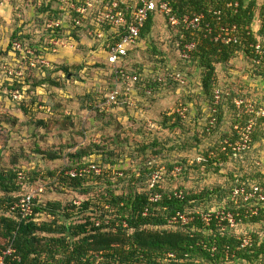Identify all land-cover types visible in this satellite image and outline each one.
<instances>
[{"label":"rangeland","instance_id":"rangeland-1","mask_svg":"<svg viewBox=\"0 0 264 264\" xmlns=\"http://www.w3.org/2000/svg\"><path fill=\"white\" fill-rule=\"evenodd\" d=\"M79 1L69 0L75 4ZM46 7L50 10H40ZM58 15L63 30L57 33L47 25ZM69 15L63 10L61 0H0V170L14 169L24 177L19 181L22 185L18 195L43 188L38 197L41 203L58 201L68 206L73 201L98 196L106 189L115 194L132 188L141 191L145 185L137 179L143 167L154 165L167 169L183 160L208 159L209 155L204 154L229 133L235 117V109L231 111L227 99L229 93L244 101H257L254 111L264 105V80L255 75L256 67L251 59L238 53L226 67L216 66L217 84L223 90V112L219 126L205 135L209 106L201 89L202 71L193 60L181 59L177 31L163 16L155 14L150 33L141 37L123 63L128 71L138 75V83L131 84L128 93L121 95L115 105L100 112L97 105L104 96L116 84L121 88L124 84L114 78L113 67L106 62L103 39L88 35V22L74 28L70 21L72 13ZM57 37L73 43L53 52L52 42ZM16 38L24 43V50L29 48L32 53L45 56L48 66L38 64L31 69L25 54H15L12 50ZM63 68L68 74H64ZM7 69L20 71L22 76H9ZM174 73L182 75V82L169 80L168 76ZM14 79L22 84L18 98L13 97L14 91L8 86ZM154 79L163 81L153 84ZM149 90L151 93L147 94ZM179 104L188 108V114L172 128L175 121L169 117ZM242 109L239 111L244 112ZM251 119L256 127L260 118L253 114ZM257 127L263 138L250 151L232 152L225 161L218 157V162L211 165L197 162L190 167L184 165L177 178L169 179L165 175L161 187L202 195L194 207L198 212L207 213L225 206L226 200H220L224 195L220 197L217 188L224 194L247 174L253 176L251 181L261 180L264 175V123L258 121ZM236 132L232 143L239 139ZM153 141L157 147L145 153L138 150ZM80 152L85 155L77 157ZM49 153L59 159L50 160ZM210 156V160L216 157L214 153ZM80 162L111 167L123 175L109 181L83 183L78 190L54 180L66 167ZM257 174L261 177H255ZM261 181L264 183V179ZM88 188L87 194L80 193ZM88 214L78 213L73 220L81 221ZM262 229L260 224L243 223L236 230Z\"/></svg>","mask_w":264,"mask_h":264},{"label":"trees","instance_id":"trees-1","mask_svg":"<svg viewBox=\"0 0 264 264\" xmlns=\"http://www.w3.org/2000/svg\"><path fill=\"white\" fill-rule=\"evenodd\" d=\"M110 1L111 0H104V4ZM160 1L167 2L171 8L172 14L177 18H183V16L192 17L194 14H204V18L200 21L197 28H185L181 23L179 25H171L167 19L166 21L172 29L177 31L176 40L178 42L177 47L180 56L184 53L188 55V59H183L182 57L181 59L184 61L193 60L202 71L201 89L205 98H207L209 106L207 127L210 117L215 121L214 126L208 131L206 130L207 127L205 128L204 133L208 135V133L221 123V113L223 112V90L219 88L217 84L218 79L215 74L216 66L221 65L226 67L231 59L235 58L238 53H244L252 62V54L249 45L256 43L257 39L264 45V0H262L260 4L258 0ZM235 1H238L237 8L226 6L228 2L233 3ZM80 3L81 2L77 3V5H80ZM40 10L44 12L50 9L46 7ZM50 12L57 16L55 10H51ZM215 12H218L220 15H214ZM154 15L153 13L149 16L140 33V39L150 33L153 27ZM54 18L55 20H59V15ZM255 19L256 21L258 20L259 25L254 33L252 32V26L253 23L256 22ZM220 22L224 25H236L238 29L236 42L224 43L221 38L216 39ZM206 25L212 28L210 34L206 33ZM61 30L63 29H58L57 33ZM104 33L107 37L105 38L104 45H112L117 40V36L110 34L107 27ZM56 39H62V37H57ZM14 40L20 42L22 45L24 44L19 38ZM188 45H193V48L187 51L185 47ZM130 54L131 51L127 58ZM127 58L123 59V63ZM254 67H256L255 75L261 78V80H264V60L261 65ZM125 71L130 75L134 74L128 70ZM63 72L64 74H68L65 68H63ZM134 75L137 77L136 84L139 81V77L137 74ZM168 78L178 84L182 82L183 77L179 73H174L170 74ZM162 81L163 79H154L151 83L155 84L158 82V84H161ZM38 83L41 84L42 81ZM151 83H149L148 88H151ZM8 86H10L13 91H18L21 95L20 91L22 90V84L20 80L14 79ZM216 90L221 92V98L218 104H214V93ZM150 93L149 90L147 94ZM126 94L127 93H123L121 95ZM227 99L230 101L231 111L232 109L236 110H234L235 117L231 122L229 133L218 139L204 154L205 157L209 155L208 159L196 158L191 161L183 160L182 162L168 166L167 169L163 167L164 176L167 175L169 179L174 178L172 176V170L176 167H180V172L182 173L184 165L190 167L194 165L195 162L198 164L208 163L211 165L213 162H218V157L222 159V161H225L227 155L232 154V152L246 153L252 149L254 143L263 138L256 129L258 128V121L264 123V116H258L260 119L257 120L255 127V123L251 119L254 113H250L247 106L251 103L255 108L256 102L244 101L240 97L235 96L232 92L229 93ZM103 100L104 98L102 101ZM238 100L242 101V105L239 108L235 105V101ZM262 107L264 108L263 105ZM242 108L245 109L244 112L241 110L239 111V109ZM99 111L103 112L100 109ZM187 114L188 108L184 118H181L173 111L171 117H169L175 121L172 128L178 126V124L186 118ZM238 116L241 117V120H238ZM38 124L44 125V122L38 121ZM235 124H240L241 127ZM248 124L252 125L248 134L250 139L248 143L249 148L244 151L233 150L235 143L241 140L242 134ZM235 127H237L239 131L235 129ZM235 132L238 134L239 139L232 143V140H235L233 138ZM226 140H230L231 142H229L231 145H225L224 141ZM152 147H157L156 141L148 145H142L138 150L141 153H145ZM38 153L44 154L42 151ZM213 153L216 157L210 160V155L213 156ZM83 154L85 155V153L80 152L76 156L81 157ZM154 154L157 155L159 152H154ZM48 157L50 160L59 159L56 154L51 153L48 154ZM198 159L199 162L197 161ZM86 164L81 162L74 163L66 167L64 171H61L54 177V180L58 179L59 181L57 180V182L61 185L73 190H78L83 187V183L118 177V175H114L115 169L111 167L109 171L97 178L92 176L72 178L66 175L67 172ZM160 168L152 165L141 169V175H139V179H137V182H141L142 186L145 185L142 187L141 191H136L135 188H132L125 193L115 194L113 190L106 189L104 193H99L98 196H88L80 202L73 201L68 206H64L58 201H50L43 204L37 198L33 204V214L29 218L21 217L17 209H15L21 198L26 194L18 195L22 185L19 181L23 180L24 177L18 173V171H14V169H10L9 171L0 170V249L12 247L15 250V252L7 258V263L229 264L231 260L228 259L226 261V256L234 254L236 259L240 261L243 260L245 264H258L257 260L264 254V240L259 241L260 234L264 233V231H254L252 234L253 242L251 247L239 248L240 242L235 239L232 233L228 232L237 231V228H227L226 226L228 225L226 222L222 223V227H218L217 220L213 219L209 225H205L196 217L185 225L169 226L168 222L176 212H181L188 216L190 213L197 211V208L194 207L198 205L197 201L201 199L202 195H188L179 188V190L183 191L184 198L175 199L170 196V191L172 190L168 191L163 189L161 183L154 184L150 187L149 180L152 174ZM181 173H179L178 176ZM255 177L259 178L261 175L257 174ZM263 179L264 175L261 180ZM251 180H254L253 176L247 174L245 177H242L240 181L234 182L231 187L227 188V193L225 192L224 194L221 189L217 188L216 192L219 193V196L222 197L224 195L220 200H226L224 202L225 206L218 208V210L231 212L234 215H244L245 211L251 206L252 201L245 203L240 195H235L233 198L232 194L235 188L246 189L254 184L260 186L263 190L264 183H261V180ZM87 190L90 189H84V191H80V193L85 195L88 193ZM157 193L160 194V200L157 203L150 202V197ZM204 194H206V192ZM209 194L211 193H208V195ZM87 212L89 214L83 216V220L78 222L73 220L76 218V214H85ZM42 217L46 219L41 220ZM235 218L238 220L237 217ZM243 223L253 225L260 224L263 228L262 230H264V203L259 206L256 215L243 218L238 227ZM212 249L215 250L212 252ZM169 254L174 255V258H168L167 256ZM14 257H17L18 260H14ZM233 261L234 263L231 264H237L235 260Z\"/></svg>","mask_w":264,"mask_h":264},{"label":"built area","instance_id":"built-area-1","mask_svg":"<svg viewBox=\"0 0 264 264\" xmlns=\"http://www.w3.org/2000/svg\"><path fill=\"white\" fill-rule=\"evenodd\" d=\"M80 5L69 2V0H61L63 10H66V13L69 15V12L72 13L70 17L71 25L76 28L80 26H85L84 24L88 22V35L94 36V38L103 39L105 41L107 38L104 30L107 27L108 32L112 35L117 36V40L112 44H106L105 54L106 62L113 67V75L117 81H122L123 88L118 87L117 84L112 88L105 96L104 100L97 105L101 111H107L113 104L116 103L117 99L123 93H128L130 90V85L134 84L137 81V77L132 74H128L127 70L123 65V59L127 58L129 52L138 44L140 39V33L145 26L149 16L151 14H159L167 19L171 25H179L180 23L184 25L185 28H197L200 24V21L204 18V14H194L192 17L183 16V18H177L172 14L171 8L167 2L160 0H111L110 2L104 4V0H81ZM227 7L237 8L238 1L228 2ZM62 10V9H60ZM214 15L219 16L218 12H215ZM70 16V15H69ZM217 37L216 39L221 38L224 43H231L237 41L236 34L238 29L236 25H224L221 22L218 25ZM48 29H51L53 32H57L58 29H63L62 21L52 19L47 25ZM210 28L206 25V33L210 34ZM255 33V31L252 30ZM66 43V44H65ZM69 42L63 39H55L52 42V51L57 52L61 48H65ZM24 46L20 42L12 43V50L15 54L18 52L24 53L25 57L28 59V65L30 68H36L39 64L42 67L48 66V63L45 59V56L40 54H34L30 50L23 49ZM193 48V45H188L185 49L188 51ZM249 49L252 54V64L254 66H259L263 63L264 60V45L257 39L256 43L250 44ZM183 59H188L187 54H181ZM15 70H6V73L9 76L18 78L22 76V72ZM24 75V74H23ZM177 79V77H176ZM14 98L19 97V92L14 91ZM214 104H218L221 98V92L216 90L214 93ZM235 105L239 108L242 105V101H235ZM248 111L254 113L257 116H264V108L261 107L254 111V106L249 103ZM181 118H184L187 112V108L183 105H179L177 109L174 110ZM214 119L210 117L208 121L207 131L214 126ZM252 123V122H251ZM252 128L251 124H248L242 138L239 142L235 143L233 150L244 151L249 148V131ZM239 131L237 127H235ZM225 145H231L229 141H224ZM199 162V159L197 160ZM108 167H104L95 163H89L83 165L77 169L71 170L66 173V175L74 177H89L92 176L97 178L102 176L104 173L109 171ZM181 168L176 167L172 170V176L174 178L178 177V174L181 173ZM114 175L122 176V173L118 170ZM164 179V168L158 169L154 172L149 180L150 187L154 184L161 183ZM43 192V188L36 190H30L24 194L19 203L16 205L17 211L23 218H29L33 214V204ZM235 195H240L243 199V202L249 203L252 201L251 206L245 211L244 215L240 216L234 215L231 212H226L223 210H212L207 213H202L195 211L190 213L188 216L184 215L181 212H176L174 216L168 222L169 226L175 225H185L192 219L196 218L201 220L203 224L209 225V223L214 219L217 220L218 227H222V223L226 222L229 229H236L243 218L252 217L258 213L259 206L264 203V190L258 185H252L250 188H235L233 191L232 197ZM170 196L175 199H183V191L175 189L170 191ZM150 202L157 203L160 200V194H153L150 197ZM40 202V201H38ZM238 220H236V218ZM243 217V218H241ZM232 233L237 241L240 242L239 248L251 247L253 239L252 234L254 231H228ZM264 240V233L260 234V240ZM215 249H212V252ZM15 250L12 247L6 249H0V264H8L7 258L10 257ZM168 258H174V255L169 254ZM226 261L230 259L229 264H245L243 260L236 259L235 255H227ZM14 260L17 257L13 258ZM233 259V260H232ZM18 260V259H17ZM258 264H264V254H262L257 260Z\"/></svg>","mask_w":264,"mask_h":264},{"label":"crops","instance_id":"crops-1","mask_svg":"<svg viewBox=\"0 0 264 264\" xmlns=\"http://www.w3.org/2000/svg\"><path fill=\"white\" fill-rule=\"evenodd\" d=\"M246 1H248V0H246ZM255 21H256V19H255ZM258 25H259V22H258V20L256 21V24L255 23H253V26H252V28H253V31H256L257 30V28H258ZM249 102H252V101H254V102H257V101H255V100H253V99H249L248 100ZM264 106V105H263Z\"/></svg>","mask_w":264,"mask_h":264}]
</instances>
